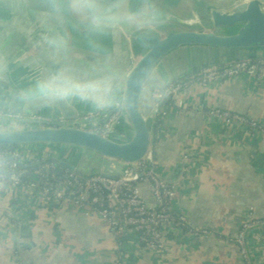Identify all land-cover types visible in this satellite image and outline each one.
<instances>
[{
	"label": "crops",
	"instance_id": "crops-1",
	"mask_svg": "<svg viewBox=\"0 0 264 264\" xmlns=\"http://www.w3.org/2000/svg\"><path fill=\"white\" fill-rule=\"evenodd\" d=\"M166 1L176 9H160L157 4L156 9L195 20L202 4L229 10L238 0L227 7L207 0ZM88 4L90 10L99 7L92 1ZM26 13L23 0L0 2V131L65 124L54 109L57 98L72 110L75 122L87 118L86 122L97 124L104 120L112 93L142 54L125 37L132 32L126 35L110 26L86 34L72 30L77 47L111 57L74 78L62 71L63 67L61 78L82 82H70L63 90L52 89V85H44L43 74L49 64L57 62L56 35L47 26H34ZM159 25L162 23L144 26L151 29ZM144 26L140 30H145ZM80 37H86L87 47L80 45ZM73 59V66L79 68L80 56ZM171 66L161 74L162 81L173 76L169 75L174 72ZM255 82L240 75L211 86H194L180 94L184 106L194 108L192 113L186 115L169 106L158 111L155 173L162 181L177 185L173 212L186 220L182 231L163 232L161 249L144 251L137 237L128 235L121 241L124 259H120L113 250L112 231L86 206L71 207L44 197L37 189L0 181V264H242L232 239L243 224L252 220L264 223V79L258 85ZM143 109L151 116L149 101ZM213 109L247 116L254 127L210 118L206 113ZM35 116L44 119L33 120ZM115 131L121 139L120 130ZM61 154L63 159L65 150L54 147L49 156ZM73 161L72 166L78 167L79 158ZM106 169L117 174L121 167L109 165ZM140 196L149 202L143 189ZM263 228L245 232L250 264H264Z\"/></svg>",
	"mask_w": 264,
	"mask_h": 264
},
{
	"label": "water",
	"instance_id": "water-1",
	"mask_svg": "<svg viewBox=\"0 0 264 264\" xmlns=\"http://www.w3.org/2000/svg\"><path fill=\"white\" fill-rule=\"evenodd\" d=\"M23 1L29 12L26 13L28 20L39 29L47 26L57 38L59 56L54 58L57 64L53 62L45 69V86L63 90L70 82H82L78 78L76 81L61 78L62 71L74 78L75 74L87 71L91 65L100 66L111 57L77 47L72 30L86 34L110 26L121 29L126 35L131 31L132 34L125 37L142 53L105 107L106 116L116 105L120 108L119 141L81 130V126L92 122H75L72 110L62 98L54 102V109L65 124L0 131V148L55 147L72 152L75 158H80L78 167L68 162L61 166L83 179L92 176L116 179L124 167L134 166L152 154L157 117L153 106L158 103L152 93H161L173 83L209 67L264 57V0H238L229 10L202 4L197 7L195 17L198 19L195 20L156 10L157 0H91L99 5L93 10L87 9L90 0ZM0 2L5 4L6 0ZM149 14L162 25L134 32L141 26L158 24L156 21L144 23ZM21 32L26 40L30 39L27 33ZM80 38V45L87 47L86 37ZM75 55L81 58L79 68L73 66ZM170 64L174 72L169 75L173 76L166 77L164 82L160 76ZM146 101L151 105V116L143 109ZM109 165L121 167L120 172L116 174L106 169Z\"/></svg>",
	"mask_w": 264,
	"mask_h": 264
},
{
	"label": "built area",
	"instance_id": "built-area-1",
	"mask_svg": "<svg viewBox=\"0 0 264 264\" xmlns=\"http://www.w3.org/2000/svg\"><path fill=\"white\" fill-rule=\"evenodd\" d=\"M245 75L254 78L255 84L264 79V57L255 60L235 62L220 67H209L189 77L168 86L163 92H155L152 98L157 100L153 110L159 114L161 103L172 101V108L183 114H190L193 107L184 106L180 94L191 87H206L216 83L230 81L237 76ZM206 115L219 121L254 127L247 116H240L233 112L219 109L209 110ZM120 108H113L108 116L97 124L81 126V130L94 132L101 136H111L114 129L119 127ZM158 117V116H157ZM33 120L41 119L32 118ZM87 118H84L83 123ZM159 139L154 138L152 154L134 166L124 167L116 179L92 176L81 180L74 174L64 172L56 176L54 167H42L35 174L17 173L4 180L9 186L23 185L29 190L37 189L44 197L61 200L68 206H86L97 219L104 222L114 235V252L123 258L122 250L128 235H135L137 242L144 251L162 248V236L166 230L182 231L186 227V220L173 212V205L177 198V185L162 181L155 173L154 151ZM54 147H27L23 153L19 151L0 152L1 165L9 172H16L25 163L54 162L58 165L65 163V156H49ZM33 150V151H32ZM38 150L36 153L35 151ZM143 189L149 197V202L140 196ZM264 223L252 220L241 226V230L232 239L238 249L242 264H250L244 244L245 232ZM264 229V228H263ZM199 235H206L200 232ZM261 240L264 243V230Z\"/></svg>",
	"mask_w": 264,
	"mask_h": 264
},
{
	"label": "trees",
	"instance_id": "trees-1",
	"mask_svg": "<svg viewBox=\"0 0 264 264\" xmlns=\"http://www.w3.org/2000/svg\"><path fill=\"white\" fill-rule=\"evenodd\" d=\"M164 106H169L172 108V101L171 100H168L166 102H163L161 103V106H160V109L161 107H164ZM156 130H157V125H155L154 127V133L156 134ZM22 148H0V152L4 153V152H10V151H21ZM24 151V150H23ZM31 165H34V164H31V163H25V164H22L19 166L18 170L16 172H9L8 170H6L2 165H1V162H0V172H3L4 175H0V181H4V180H7L10 176L14 175V174H17V173H22V172H25V173H32V174H35L37 171H39L42 167H49V166H53L54 167V173L56 174V176H59V175H62L64 172H67L68 174H72L71 172H69L68 170H66L64 167H62L61 165H58L54 162H41L39 163L38 166H33V167H29ZM81 180H85L81 177H79ZM23 185L21 186H24L25 181L23 180L22 181Z\"/></svg>",
	"mask_w": 264,
	"mask_h": 264
},
{
	"label": "rangeland",
	"instance_id": "rangeland-1",
	"mask_svg": "<svg viewBox=\"0 0 264 264\" xmlns=\"http://www.w3.org/2000/svg\"><path fill=\"white\" fill-rule=\"evenodd\" d=\"M207 1H209V3H212V5H217V6H224V7H227V5L229 4V3H232V1L233 0H207ZM166 3H170L171 4V2H169V1H166V0H157L156 1V4L159 6H161V8L160 9H164V10H169V11H173V9H176V8H170L169 7V4L167 5ZM173 4V3H172ZM155 6V5H154ZM157 10V9H156ZM151 11H154L153 10V7L151 8ZM149 19L148 20H145L144 21V23H147L148 21H156L157 23H158V21L157 20H155L154 18H153V16L152 15H150L149 14ZM142 27L143 26H141V27H139V28H137V31H139L140 29H142ZM144 29H146L145 28V26H144ZM136 50H138L137 48H135ZM35 118H38V119H44L43 117H38V116H35ZM40 123V122H39ZM45 125H48V124H45ZM115 130V129H114ZM109 138L110 139H113L114 141H119L120 140V138H119V136L117 135V132L116 131H113L112 132V134H111V136H109ZM25 148H27V147H22V149H21V153H23V150H25ZM155 152V151H154ZM74 159H77V158H75L74 156H73V154H72V152H70V151H65V161L66 162H68L69 164H74ZM80 159V158H79Z\"/></svg>",
	"mask_w": 264,
	"mask_h": 264
}]
</instances>
